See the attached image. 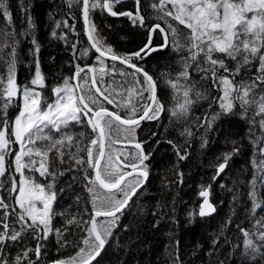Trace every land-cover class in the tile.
Wrapping results in <instances>:
<instances>
[{"label":"trees","instance_id":"16d2710c","mask_svg":"<svg viewBox=\"0 0 264 264\" xmlns=\"http://www.w3.org/2000/svg\"><path fill=\"white\" fill-rule=\"evenodd\" d=\"M112 2L113 11L117 13L130 11L135 15L137 11L134 9L139 7L145 26L165 24V21L157 19L159 13L152 7L158 0H140L139 6L136 0ZM4 3L11 14V23L0 14V76L7 75V62L12 59L10 53L15 47L17 84L21 89L27 86L40 90L51 102L53 89L62 86L65 79L74 77L77 65L100 67L86 39L80 0H4ZM168 7L171 8V5ZM119 16L116 19L99 7L90 10L89 19L95 31L91 32L88 25L89 33L103 47H110L117 55L126 56L143 41L145 27L133 26L132 19ZM169 22L187 31L178 22ZM216 55L235 72L236 61L223 54ZM187 56L186 50L182 51L180 58L170 52L157 54L151 66L160 76L166 72V79L170 80L171 74L183 70L181 60ZM203 60L202 55L198 57V62L205 66ZM37 64L44 78L43 87L31 84ZM112 65L105 60L107 69L110 70ZM115 67L118 73L120 70L132 73L118 64ZM258 67V60L244 65L234 76V82L252 83L259 75ZM188 72L189 83L195 84L201 98L197 99L193 94L188 114L179 119L173 117L156 134L158 144L152 157H149L146 184L117 216L114 224L110 225L112 218L97 221L98 225L103 224L104 227L110 225V231L105 235L100 229L106 246L94 264H264V242L258 238L259 231H264V228L257 225V221L264 217V180L261 179L264 171L257 167L264 158L258 150L264 146V129L259 124L262 117L257 114L256 105L245 106V112L239 100H234L233 110L225 113L219 106L220 88L213 84L211 74L208 79H201L204 74L196 71V62L192 63ZM114 73L104 75L103 84L98 85L106 88L114 83ZM218 75L230 74L219 69ZM119 76L122 82L130 79L136 81L130 75ZM77 82L81 83L80 80ZM257 84L250 93V99L255 96L258 100L260 95H264V84ZM85 87L89 88V83ZM18 111V102L12 100L5 117L10 125ZM65 131L72 134L74 139L71 143L65 140L64 147L60 148L65 153L63 163L55 149L49 153L48 167L54 176L44 179L39 173L24 170L27 176L40 183L53 184L52 191L56 193V198L53 202L52 231L47 239L41 240L38 236H43V232L28 229L16 242L7 241L0 260H7L8 264H16V258L28 250H31L28 251V259H24L22 264H30V261L33 264H49L58 260L67 262L77 255L80 247H85L82 240L88 236L87 228L93 212V195L88 190L93 186L89 184L86 173L91 177L94 172L86 163L77 165L72 157L74 154L86 159V150L77 152V144L81 149H86L90 146V140L97 138L98 134L93 133L86 124L71 125ZM81 132L84 133L83 137L79 135ZM58 134L55 133L54 138H60ZM113 134L112 129L111 139H105L106 157L114 149L112 141L117 138ZM46 142L37 141L36 146L41 147ZM12 147L13 155L8 157L9 161L17 152L16 145ZM93 152L97 154L95 147ZM181 156L185 158L180 159ZM226 157V169L216 177L218 165ZM25 159L27 161L29 158ZM103 165L104 161L101 163L102 169ZM6 166L8 171L0 177V197L10 206L9 213L13 208L19 213L20 209L14 203L16 193L11 192V177L14 175L18 181V174L14 173L13 166ZM134 178L129 180L134 183ZM202 190L209 191L210 202L216 208L211 218L198 215L201 202L199 193ZM93 191L98 197L97 207H100V199L110 194L98 185ZM253 191L255 202L261 204L254 214V199L250 195ZM115 198L121 199L122 194L117 193ZM104 206H107L106 203ZM3 215L4 209L0 208V216ZM73 218L75 220L70 224ZM7 223L10 228L20 231L21 223L16 215L8 216ZM57 229L62 235H57ZM241 229L249 232V237H245ZM0 231L3 229L0 228ZM246 239H251L259 251L246 248ZM38 244L41 245L39 257L35 253Z\"/></svg>","mask_w":264,"mask_h":264},{"label":"snow or ice","instance_id":"6c2138e0","mask_svg":"<svg viewBox=\"0 0 264 264\" xmlns=\"http://www.w3.org/2000/svg\"><path fill=\"white\" fill-rule=\"evenodd\" d=\"M82 2L83 17L86 25H90V31L94 32V25H91L89 19L90 10L97 7L106 9L112 16L123 15L132 19L133 23L139 22L141 26H145L144 17L137 12L113 11L112 0H80ZM119 3L120 0H114ZM140 0H136L139 6ZM171 5V8L168 6ZM159 13L157 19L165 21L167 28L162 27L159 23L149 25L148 30L163 36V44L160 48L171 46L175 51H187L188 56L182 58V71H180L175 80H168L171 88L174 90L175 104L169 110L172 117L177 119L185 117L188 114L190 106L193 103L192 95L197 99L201 98V93L195 90V84L189 83L188 69L196 62V71L204 75L201 79H208L209 74L213 84L221 89L223 95L218 97L220 108L225 112H231L234 108V100H239L241 107L256 105L258 115H261L259 121L260 127L264 129V95H260L257 100L255 96L250 99V93L258 86L257 82L264 84V0H158V3L152 5ZM0 14L4 15L9 23H11V14L8 12L4 0H0ZM168 18L183 25L187 31H182L178 26H174L169 22ZM67 26V22H64ZM31 27V24L29 25ZM55 35V33H53ZM89 40L92 41L91 47L99 54L96 57L100 67L95 65L80 67L77 65V71L74 77L65 79L62 86L53 89L55 99L49 101L41 92L27 86L21 87L16 82L15 76V47L12 48L10 56L12 57L8 63L7 75L0 76V177L4 176L8 171V166H14V172L19 173L20 179L16 180L15 176L11 177V192L18 193L14 198V203L20 209L17 213L13 208L9 213V205L0 197V208L4 209V215L0 216V257L3 256V246L7 241L16 242L25 231L31 229L37 233L43 232V236L38 239H47V235L52 231L51 220L53 215V202L56 193L52 191L53 184L40 183L31 176L25 174V169L29 172L39 173V176L47 179L48 176H54L48 167L49 153L55 149L63 163L64 152L60 148L64 147V141L70 143L74 137L69 132L63 131L70 125H84L91 128L93 133H97V138L90 140V146L81 149L77 144V152L86 150L87 158L76 157L73 154L77 165L87 164L94 172V176H87L90 187L88 190L93 195V215L90 217V227L87 228L88 236L83 238L82 243L85 247H80L77 255L71 257L69 261L58 260L55 264H91L95 256L99 255V251L104 247L105 239L101 235L100 229H103L105 235L109 234L110 225L114 224L118 218L117 213L127 206L129 200L136 194L137 190L142 187L147 179L148 172L144 162L149 156L144 154L140 143H135V148L140 150L137 154L135 163H127L128 157L124 153L113 155L108 152L106 157L105 139H111V130L115 127L124 133H134L135 128L139 126L144 119H159L160 114L165 111V106L157 98L156 83L147 72H143L132 62L133 57L143 60L150 52L156 51L157 48L151 47V40L145 48L136 51L130 55L120 56L113 52L110 47H103L99 41L89 34ZM223 54L233 61H236L235 72H232L225 64V60L216 54ZM204 57L203 65L198 62V57ZM109 57L113 61L111 69L105 67V57ZM239 58V59H238ZM253 60L259 61L257 72L252 83L246 84L241 82L236 84L234 76L240 72L241 67L250 64ZM126 65L128 68L134 69L133 73H127L120 70L119 75H135L143 72L144 83L136 80L135 84L140 85V89L133 91L127 89L129 98L132 95L144 99L143 92L149 91L150 96L147 98L149 103H133L130 99H125L121 92L109 85L106 88L97 86L98 83L103 84L104 75L116 72L115 62ZM223 69L225 73L230 75H218V70ZM83 73V76L81 75ZM91 74V77L90 75ZM230 76L232 78H230ZM99 77V81L97 80ZM91 78V88L85 87ZM70 79L80 80L78 85L70 84ZM114 83H116L114 81ZM124 83H127L126 81ZM32 85L44 86V78L37 64L35 76L31 81ZM147 85L145 88L144 85ZM119 87L122 89L123 84ZM79 88V93L76 89ZM95 89V93L92 92ZM264 91V90H262ZM22 95L23 105L14 121L9 123L5 118L9 104L13 97ZM102 97V100L100 99ZM182 97V100H181ZM112 105L114 109L110 111L105 106ZM124 111L125 115L120 112ZM253 123L255 121L253 120ZM45 129L48 131L46 132ZM62 133L61 137L56 139L52 133ZM191 134V133H189ZM81 137L84 133L79 134ZM37 141H48L47 144L37 147ZM113 143L119 142L113 140ZM131 142V141H129ZM171 143V142H170ZM19 145V151L15 153L14 159L9 161L8 157L13 155V145ZM59 146V147H58ZM93 147L97 149L94 155ZM109 148L111 145L108 146ZM259 152L264 156V146L259 147ZM124 156V159H121ZM25 157L29 159L25 161ZM39 157V161L33 159ZM181 156L180 159H184ZM104 161L103 169L101 163ZM38 164V166H37ZM227 164V157L223 163L218 165V172H223ZM255 164V161H254ZM257 167L264 171V158H262ZM130 168L131 171H125ZM133 173L137 175L134 183L128 178L133 177ZM264 180V177H261ZM255 182H253L254 184ZM107 191L108 196L100 199L101 206L97 207V195L93 189L97 186ZM122 194L121 199H116V194ZM200 196L203 197V203L200 206L199 215L205 216L210 212H214L215 208L209 202V191L202 190ZM250 195L254 199L253 214L255 209L261 204L255 202V192ZM106 203L107 206H104ZM39 205V206H38ZM10 215H16V219L21 223L20 231L10 228L7 218ZM97 217H111L109 227L97 222ZM70 220L69 223H73ZM30 221V222H29ZM85 223H88L87 221ZM259 228H264V217L257 221ZM245 237H249V232L244 231ZM57 235L62 233L56 230ZM259 240L264 242V231H259ZM67 243V242H65ZM245 247L253 252H258L259 247L254 244L251 239L245 240ZM41 245H37L35 253L37 257L40 255ZM31 251V250H28ZM28 251L22 253V256L16 258V264H22L24 259H28ZM79 258V259H77ZM0 264H8L7 260H0ZM30 264L33 262L30 261Z\"/></svg>","mask_w":264,"mask_h":264},{"label":"flooded vegetation","instance_id":"af4514ba","mask_svg":"<svg viewBox=\"0 0 264 264\" xmlns=\"http://www.w3.org/2000/svg\"><path fill=\"white\" fill-rule=\"evenodd\" d=\"M135 11H137V8L134 9ZM112 16V15H111ZM120 16L116 15L115 18L118 19ZM171 20V18L169 19ZM131 24L137 25L138 27H141V25L139 23L134 24L131 21ZM174 25V24H173ZM144 39L141 42V44L139 45V47H137L135 49V51H133V53H135L136 51H139L140 49L144 48L149 40V35H150V31L148 30L147 26H144ZM162 27L167 28L166 23L164 25H162ZM163 44V36L161 34L158 33H153L151 35V47L154 48H160L159 46ZM173 53L176 55V58H180L182 51H175L173 49V47L171 46V41L169 43V47L167 48H163V49H159L153 52H150L148 55H146L144 57L143 60L137 59L135 57H133L132 62L135 63L138 67H141L143 69V72H147L150 76H152L153 80L156 83V93H157V98L160 100L161 103L164 104L165 106V111H163L160 116L159 119H144L140 122L139 126H137L135 128V132L134 133H124L122 130L117 129V128H113V135L117 138L116 140H118L119 142L117 143H113L114 145V149L112 151V154L115 156L119 153H124V155H126L128 157L127 163H135L136 161V157L137 154L140 150L136 149L135 147H121L119 146V144H135V143H140L143 149L144 154L148 155L149 157H152V152L153 150L157 147L156 145L158 144V140L156 138V134L159 133V131H161V128L166 125L168 122H170L172 120V116H171V112L169 111L173 105L175 104V100H174V90L171 88L170 84L168 83V80L166 79L168 76L166 72L161 73L162 76H160L157 71L154 70V68L151 66V63H155V58L154 56H156L157 54H165V53ZM132 54V53H130ZM107 63H112L113 62H108ZM118 64V63H115ZM120 67H123L121 64H118ZM86 67V66H85ZM125 68V67H123ZM146 68V70H144ZM126 70H128L127 68H125ZM129 72H134L131 70H128ZM179 72H176V74H171L170 79L171 80H175L176 75ZM113 76V80L116 83H112L111 86L116 88V90L118 92H121L123 97L127 100L130 99L131 102L133 103H149L150 101H148V97L150 96V92L149 91H144L143 92V97L144 99L141 101L139 96L136 95H132L130 98L128 96V92L127 89H132L133 86L135 85V88L133 89V91L139 90L140 89V85H136L135 82H133L131 79L127 82L124 83L122 82L118 73V70H116V73L112 74ZM132 79H138L141 81V84L144 83V77L143 75H141L140 73H137L135 75V77L133 75H130ZM113 81V82H114ZM70 84L72 85H78L77 79H73L72 81H69ZM120 84H123V88L121 89L119 87ZM97 86H99L97 84ZM159 86V87H158ZM101 87V86H99ZM144 87L146 88L147 85L145 84ZM89 88H91L90 85V80H89ZM36 91L40 92V90L35 89ZM92 90V89H91ZM77 93H79V88L76 89ZM92 92L94 93V91L92 90ZM43 93V92H41ZM159 93V94H158ZM18 100L20 99V96H18L17 98ZM16 100V99H15ZM54 100V95L52 94V99L51 101ZM102 100V99H101ZM182 100V97H181ZM105 106L109 108L110 111L112 110H116L113 108L112 105H107V103H105ZM120 114L123 116L125 115L124 111H121ZM75 125V124H73ZM89 128V127H88ZM155 130V131H154ZM46 131H48L46 129ZM153 131V132H152ZM156 132V133H155ZM122 138H124V140H121ZM178 138L180 139V136L178 135ZM131 141V142H129ZM107 143V141H105V144ZM39 157L37 158V160L39 161ZM121 159H124V156H121ZM149 161L150 159L146 160L144 162V164L146 165V167L149 168ZM38 165V164H37ZM125 171H131L130 168H126ZM149 174V173H148ZM136 176V175H135ZM132 178V177H129ZM128 178V179H129ZM148 179V176H147ZM146 179V181H147Z\"/></svg>","mask_w":264,"mask_h":264},{"label":"water","instance_id":"95a60500","mask_svg":"<svg viewBox=\"0 0 264 264\" xmlns=\"http://www.w3.org/2000/svg\"><path fill=\"white\" fill-rule=\"evenodd\" d=\"M112 1H114V0H112ZM124 1H127V0H120V2H124ZM106 10V9H105ZM107 11V10H106ZM81 16H82V21H83V27H84V32H85V35H86V39H87V41H88V43H89V47H90V49L92 50V52L94 53V55H96V56H98L99 54L95 51V49H93L92 47H91V44H92V41H90L89 40V27H88V25H86L85 24V20H84V17H83V9H82V12H81ZM151 35H152V32H150V35H149V40H151ZM149 40H148V42H147V44L146 45H148L149 44ZM145 48V47H144ZM159 49H163V48H157V50H159ZM105 60L106 61H108V62H113V61H111V59L109 58V57H105ZM115 63H118V64H120V62L119 61H116ZM123 67H125V68H127L128 70H131V71H134V69H131V68H128L126 65H123V64H121ZM141 75H143V72H141L140 73ZM90 75V77H91V74H89ZM90 80V85H91V78L89 79ZM92 90L94 91V93H95V89L94 88H92ZM18 98V96L17 97H13V99L12 100H15V99H17ZM100 99H102V97L100 98ZM106 103V102H105ZM89 129L91 130V128L89 127ZM119 146H121V147H135V144H119ZM225 169H226V167H225ZM225 169H224V171H225ZM223 171V172H224ZM217 172H218V168H217ZM223 172H220L219 173V175H221V174H223ZM135 175H137L136 173H133V176H135ZM219 175H217V173H216V177H218ZM145 184H146V180L144 181V183H143V185H142V187H140L138 190H137V192H136V194L135 195H133L132 196V198L129 200V202H128V204H127V206H125L123 209H122V211L121 212H119V213H117V216L119 215V214H121L127 207H128V205L131 203V201L136 197V195L143 189V187L145 186ZM103 191H105V192H107L106 190H104V189H102ZM208 191V190H207ZM200 198H201V202H200V204H199V207H198V215H199V210H200V206H201V204L203 203V197H201L200 196ZM208 199H209V202H210V197H208ZM211 203V202H210ZM212 204V203H211ZM213 205V204H212ZM213 207L215 208V206L213 205ZM215 212H216V208H215V211L214 212H210L208 215H205V216H200L199 215V217H204V218H211V217H213L214 215H215ZM94 213L92 212V214H91V216L93 215ZM108 218H111V217H107V218H105V217H97V221L98 220H100V219H108ZM91 225H90V223H89V227H90ZM105 244H104V247L99 251V255H97V256H95V259H93L92 261H91V264H94L98 259H99V257L101 256V254L103 253V251H104V249H105ZM49 264H55V262H53V263H49Z\"/></svg>","mask_w":264,"mask_h":264},{"label":"rangeland","instance_id":"374dc122","mask_svg":"<svg viewBox=\"0 0 264 264\" xmlns=\"http://www.w3.org/2000/svg\"><path fill=\"white\" fill-rule=\"evenodd\" d=\"M223 95V92L221 91V89H220V95H219V97L220 96H222ZM54 99H55V97H54ZM16 101L18 102V105H19V111L21 110V108H22V105H23V98H22V95H20V99L18 100V99H16ZM19 111H18V113H19ZM18 113H16V115H18ZM15 115V116H16ZM15 119V118H14ZM14 121V120H13ZM71 126V125H70ZM72 126H74V125H72ZM78 126V125H77ZM63 131H65V129L63 130ZM65 132H67V131H65ZM54 134H55V132L54 133H52V135H53V137H54ZM59 135V137L62 135V133H59L58 134ZM46 143H48V142H46ZM16 145V148H17V152L20 150L19 149V145L18 144H15ZM14 159V157L12 158V160ZM25 159V158H24ZM25 161H26V159H25ZM38 166V165H37ZM13 171H14V166H13ZM15 173V172H14ZM18 174V181H19V179H20V175H19V173H17ZM18 193H16V195H17ZM39 206V205H38Z\"/></svg>","mask_w":264,"mask_h":264}]
</instances>
